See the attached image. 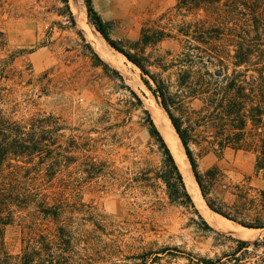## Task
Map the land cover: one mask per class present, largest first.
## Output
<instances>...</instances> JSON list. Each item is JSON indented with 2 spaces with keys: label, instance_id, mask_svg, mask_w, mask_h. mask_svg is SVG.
<instances>
[{
  "label": "trees",
  "instance_id": "16d2710c",
  "mask_svg": "<svg viewBox=\"0 0 264 264\" xmlns=\"http://www.w3.org/2000/svg\"><path fill=\"white\" fill-rule=\"evenodd\" d=\"M85 1L95 29L139 70L141 81L168 116L209 209L244 228H264V187L252 184L251 176L246 175L229 188H221L231 195L226 200L212 194L223 176L217 165L204 171L198 166V158L203 156L221 159L226 150H244L255 155L256 175L264 172V0H176L165 11L147 18L137 38L124 40L110 38L109 22L97 14L91 0ZM62 2V14L75 25L68 0ZM164 41L176 44H160ZM87 47L92 65L118 79L123 91L118 102L102 106L93 119V126L101 127L96 138L51 113L26 119L8 116L0 86V264H72L69 231L58 225L54 232L42 234L35 227L40 214L58 218L48 204L57 198L44 193V185L77 159H81L77 166L85 178L107 177L119 183L113 163L93 152L101 140L127 137L125 128L131 129L133 116L154 147L158 158L154 177L169 202L184 209L187 224L199 235L214 233L232 242L214 257H195L191 252L188 264H244L249 245L264 251V236L252 242L236 239L216 231L202 216L141 96L116 68L89 44ZM12 56L0 58V78L5 77ZM27 218L32 225H24ZM16 221L28 232L21 238L20 250L13 253L4 235L6 226Z\"/></svg>",
  "mask_w": 264,
  "mask_h": 264
},
{
  "label": "rangeland",
  "instance_id": "374dc122",
  "mask_svg": "<svg viewBox=\"0 0 264 264\" xmlns=\"http://www.w3.org/2000/svg\"><path fill=\"white\" fill-rule=\"evenodd\" d=\"M81 1L92 23L86 1ZM175 1L91 0V5L103 21L109 22L110 38L124 40L137 38L147 18L165 11ZM62 12V0H0V58L13 55L5 68V77L0 78L4 94L2 107L14 119L51 113L61 117L68 126H80L96 138L101 127H94L93 119L100 114L102 106L118 102L123 91L118 87V79L92 65V53L87 47L91 44L75 18L72 25ZM108 47L131 67L135 83L92 48L122 74L125 83L141 96L146 107L145 92H151L141 81L139 70L109 44ZM132 120L131 129L125 128L129 130L127 137L121 141L101 140L93 152L97 158L113 163L119 183H112L115 181L107 177L85 178L77 166L81 159L68 163L63 172L44 185V193L57 198L55 203L48 204L53 205L58 218L53 220L40 214L39 220L35 219L38 232L48 234L58 225L65 227L72 238V264H188L191 252L195 257H214L226 250L232 243L230 240L214 233L206 237L199 235L187 224L184 209L169 202L163 186L154 177L158 161L154 147L145 131L134 122L136 116ZM72 155L78 156V153ZM183 160L192 174L186 156ZM213 164L223 176L212 194L229 200L231 195L222 193L221 188L230 187L246 175L251 176L252 184L264 187V172L256 175L252 152L229 149L221 159L211 154L198 158L200 171ZM29 221L27 218L24 225H32ZM19 223L16 221L5 228V241L13 253L20 250L21 238L28 232ZM248 247L250 252L243 263L264 264L263 249Z\"/></svg>",
  "mask_w": 264,
  "mask_h": 264
},
{
  "label": "bare ground",
  "instance_id": "6f19581e",
  "mask_svg": "<svg viewBox=\"0 0 264 264\" xmlns=\"http://www.w3.org/2000/svg\"><path fill=\"white\" fill-rule=\"evenodd\" d=\"M70 8L73 12V16L80 27L85 39L88 43L102 56L104 59L108 60L114 64L121 72H124L128 80L132 83H135V74L133 73L131 67L128 64H125L124 61L118 55L114 54L108 47V44L105 42L103 37L95 30L92 23L88 20L85 12L84 5L81 0H69ZM137 85V83H136ZM135 85V86H136ZM140 87V86H139ZM145 92V91H144ZM144 100L146 102V107L150 111L154 122L162 133L165 141L167 142L169 148L171 149L176 163L178 164L180 171L183 175L185 185L195 203V206L202 214V216L213 226L222 229L226 232L232 233L233 235L248 240L256 236L264 235V228L253 229V228H244L235 222H232L223 216L213 212L208 208V206L202 200V197L199 194L197 183L190 173V170L187 171L186 163L183 160V157L186 156L184 150L180 144V140L172 127L170 120L164 110L157 104L155 99L151 94L145 92ZM188 163V162H187ZM188 166V165H187ZM190 174V176H189Z\"/></svg>",
  "mask_w": 264,
  "mask_h": 264
},
{
  "label": "water",
  "instance_id": "95a60500",
  "mask_svg": "<svg viewBox=\"0 0 264 264\" xmlns=\"http://www.w3.org/2000/svg\"><path fill=\"white\" fill-rule=\"evenodd\" d=\"M126 59V58H125ZM127 60V59H126ZM171 123V122H170ZM172 125V124H171ZM173 127V126H172ZM175 131V130H174ZM180 144H181V142H180ZM182 146V145H181ZM183 148V147H182ZM201 195V194H200ZM241 226V225H240Z\"/></svg>",
  "mask_w": 264,
  "mask_h": 264
}]
</instances>
